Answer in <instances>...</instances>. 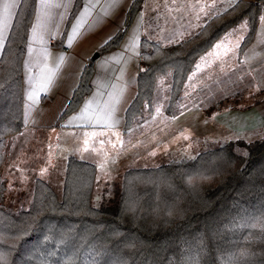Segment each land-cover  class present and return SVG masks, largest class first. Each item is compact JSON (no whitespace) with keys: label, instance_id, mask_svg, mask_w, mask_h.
<instances>
[{"label":"trees","instance_id":"16d2710c","mask_svg":"<svg viewBox=\"0 0 264 264\" xmlns=\"http://www.w3.org/2000/svg\"><path fill=\"white\" fill-rule=\"evenodd\" d=\"M144 0H134L124 27L100 51L120 45ZM83 0H75L69 22ZM264 0H237L200 30L163 46L143 38L138 91L125 112L127 133L152 108L161 77H169L170 116L198 58L229 29L246 22L239 54L253 42ZM36 0H21L0 58V264H264V137L223 141L195 157L128 169L114 203H93L97 166L70 155L62 195L35 177L26 207L5 202L1 166L9 138L23 124V60ZM94 60L59 120L91 90ZM219 106V105H218Z\"/></svg>","mask_w":264,"mask_h":264},{"label":"crops","instance_id":"0c3cea01","mask_svg":"<svg viewBox=\"0 0 264 264\" xmlns=\"http://www.w3.org/2000/svg\"><path fill=\"white\" fill-rule=\"evenodd\" d=\"M133 1L83 0L69 22L75 0H36L22 70L24 126L9 143L30 138L37 169L51 170L56 154L65 160L70 155L81 158L90 152L87 137L113 138L115 133H124L125 112L138 91L143 38L163 46L176 44L237 0H144L120 45L100 51L124 27ZM20 3L0 0V18L7 21V27L0 30V58ZM231 29L198 58L193 71L202 60H211L212 65L238 55L254 88L264 90V19L242 54L239 47L247 29L238 45L236 33L228 34ZM90 60H94L90 92L74 113L59 120ZM217 118L235 131L262 128L264 97L236 112L226 110ZM118 151L113 141L107 154ZM36 176L46 179L45 175Z\"/></svg>","mask_w":264,"mask_h":264},{"label":"rangeland","instance_id":"374dc122","mask_svg":"<svg viewBox=\"0 0 264 264\" xmlns=\"http://www.w3.org/2000/svg\"><path fill=\"white\" fill-rule=\"evenodd\" d=\"M260 19H264V9ZM246 29L247 24L243 22L228 34L236 33L234 37L238 45ZM237 56L233 54L212 65L209 63L211 60H202V64L188 76L177 115L170 116L164 111L168 102L169 77H161L153 107H147L143 117L127 133H115L113 138H85L90 152L82 154L81 158L97 166L94 204L99 205L102 200L114 203L121 179L130 168L156 167L171 159L195 157L227 140L264 137V127L240 132L227 128L217 118L226 110L236 112L264 97V90L254 88V82L250 75H245V66L239 64ZM113 141L117 142L119 151L107 154ZM35 155L30 138H18L9 143L1 166L7 188L5 202L9 206L21 208L29 204L31 185L36 175H45L61 197L65 159L56 154L51 170H39L37 162L33 161Z\"/></svg>","mask_w":264,"mask_h":264},{"label":"snow or ice","instance_id":"6c2138e0","mask_svg":"<svg viewBox=\"0 0 264 264\" xmlns=\"http://www.w3.org/2000/svg\"><path fill=\"white\" fill-rule=\"evenodd\" d=\"M7 27L6 19L0 18V30Z\"/></svg>","mask_w":264,"mask_h":264}]
</instances>
